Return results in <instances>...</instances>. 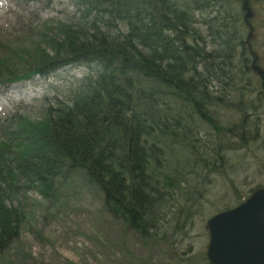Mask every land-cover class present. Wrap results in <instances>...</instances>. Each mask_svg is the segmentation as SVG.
Instances as JSON below:
<instances>
[{"label":"trees","instance_id":"trees-1","mask_svg":"<svg viewBox=\"0 0 264 264\" xmlns=\"http://www.w3.org/2000/svg\"><path fill=\"white\" fill-rule=\"evenodd\" d=\"M44 1L15 0L9 29L24 40L0 29V87L70 66L89 72L64 94H45L38 119L24 114L23 103L0 116V254L20 237L18 194L48 198L78 173L103 192L114 218L140 235L154 232L171 223L198 176L175 146L203 126L218 139L222 130L255 136L261 128L250 121L264 106V90L249 80L244 0H74L77 20L55 28L44 22L31 36L24 10ZM223 90L241 103H228ZM220 108L242 120L224 126ZM213 153L217 159L221 147L206 157ZM198 165L215 169L203 156Z\"/></svg>","mask_w":264,"mask_h":264},{"label":"rangeland","instance_id":"rangeland-1","mask_svg":"<svg viewBox=\"0 0 264 264\" xmlns=\"http://www.w3.org/2000/svg\"><path fill=\"white\" fill-rule=\"evenodd\" d=\"M248 1L252 12L248 18L243 4L240 5L248 27V58L251 67L256 58V64L264 70V0ZM73 2L47 0L25 8L24 12L29 16L23 18L32 28L31 36L40 35L38 27L43 29L44 22L55 28L61 21L77 20L79 17ZM17 11L19 7L13 0H0V29L7 31L9 38L24 40L25 34L18 37L15 28L9 29L17 21ZM38 16L43 19L37 21ZM234 38L239 40L238 36ZM238 69H241L239 65ZM87 73L84 69L67 67L47 78L37 77L34 81L12 84L8 89L0 87V116L23 105L19 102L24 100L29 105L24 114L38 119L43 95L57 89L64 94ZM255 73H251L249 80L263 92L264 86ZM224 79L230 85L234 84L228 75ZM220 85L224 86V83L221 81ZM214 88H218L215 82ZM223 95L228 103H241V99L238 101L233 96L229 100L224 90ZM249 104L256 106L254 101ZM257 113L259 118H254L262 119V126L260 133H253L255 136L222 130V137L218 139L214 131L203 126L206 131L193 134L194 137L182 147L175 146L176 155L188 169L192 164L190 168L198 176L190 180L189 190L183 192L178 204L180 209H174L176 212L169 215L171 223L162 228L161 224L154 232L140 235L114 218L105 207L103 192L89 183L83 173L59 182L56 194L48 198L35 192L19 193L15 204L23 218L20 237L0 254V264H208L204 257L210 242L209 219L238 205L264 186V106ZM220 115L224 126L239 121L234 116L236 114L227 109L220 108ZM173 124L176 127L175 122ZM156 134L154 141L158 142ZM218 147H221L222 154L217 159L215 153L211 155L212 160L206 157ZM172 153L171 150L170 158ZM202 156L204 164H214L215 169L200 167L198 162Z\"/></svg>","mask_w":264,"mask_h":264},{"label":"water","instance_id":"water-1","mask_svg":"<svg viewBox=\"0 0 264 264\" xmlns=\"http://www.w3.org/2000/svg\"><path fill=\"white\" fill-rule=\"evenodd\" d=\"M243 10L246 18L252 15L248 0H244ZM256 61L252 69L264 78V70ZM208 229L207 258L211 264H264V187L238 206L215 214L208 221Z\"/></svg>","mask_w":264,"mask_h":264},{"label":"bare ground","instance_id":"bare-ground-1","mask_svg":"<svg viewBox=\"0 0 264 264\" xmlns=\"http://www.w3.org/2000/svg\"><path fill=\"white\" fill-rule=\"evenodd\" d=\"M253 72H254V70H253ZM256 73L255 74H258V72L257 71H255ZM259 75V74H258ZM259 77H260V80H261V82H262V85H264V78H262L260 75H259ZM19 103H23V104H26L25 102H24V100H22V101H20ZM28 105V104H27ZM236 115H234V116H236V119H239L240 121L242 120V115H241V113L240 112H234ZM224 115V114H223ZM260 115V114H259ZM258 115V116H259ZM219 116H220V118H221V115H220V113H219ZM258 116H253V119H251L250 121H251V123H255L254 121L255 120H258V121H256V122H258V124H260V126H262V119H258L259 117ZM254 117H258V118H254ZM222 119V118H221ZM262 187H264V186H262ZM244 200H242L241 202H239L238 203V205L239 204H241L242 202H243ZM238 205H236V206H238ZM236 206H234V207H236ZM234 207H232V208H234ZM232 208H227V209H225V210H223V211H226V210H229V209H232ZM223 211H220V212H218V213H221V212H223ZM217 213V214H218Z\"/></svg>","mask_w":264,"mask_h":264}]
</instances>
